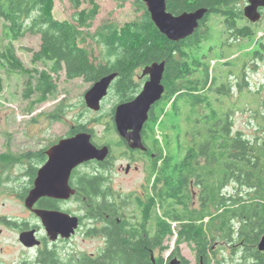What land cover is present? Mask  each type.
Returning a JSON list of instances; mask_svg holds the SVG:
<instances>
[{
	"label": "trees",
	"instance_id": "16d2710c",
	"mask_svg": "<svg viewBox=\"0 0 264 264\" xmlns=\"http://www.w3.org/2000/svg\"><path fill=\"white\" fill-rule=\"evenodd\" d=\"M69 1L77 10L73 21L54 16L55 0H0V39L8 40L6 45L0 40V62L11 70L28 72L14 41L31 32L41 35L42 41L33 61L52 63L51 71H39L35 81L30 74L25 97L54 93L58 86L52 73L59 76L65 72L68 79L84 78L92 84L117 73L113 91L120 101H129L141 90L137 70L165 61L162 109H168L166 116L177 132L178 150L173 159L163 145L165 160L151 173V187L144 199L121 196L123 206L138 205L136 224L123 220L121 226L108 227L105 245L97 254L63 257L57 250H47L41 264H169L163 255L169 248L165 242L174 236L177 254H181V242H187L197 250L199 264H264V251L258 248L264 234V99L261 90L257 95L246 90L245 76L250 62L264 60V35L259 36L261 23L249 22L244 15L247 0H167L168 10L174 14L208 9L199 28L179 41L168 39L158 29L145 6L139 19L122 26L107 23L92 34L100 6L95 0ZM87 1L92 6L81 9ZM211 25L224 26L230 45L250 41L252 59H245L239 73H216L213 59H205L203 38ZM91 39L101 45L100 57L89 48ZM226 63L236 66L232 60ZM2 87L0 75V90ZM252 96L256 107L249 110L259 130L254 134L237 129L234 121L238 111L248 110L244 101ZM156 104L150 110L152 125L158 121ZM76 126L72 133L88 130L85 124ZM101 179L92 174L81 177L84 194L80 198L98 202L103 210L113 204L105 202L114 194ZM27 193L28 189L24 196ZM39 204L49 209L60 207L52 198H42ZM217 244L221 246L217 250H224L221 258L214 250ZM182 264L191 263L183 257Z\"/></svg>",
	"mask_w": 264,
	"mask_h": 264
},
{
	"label": "rangeland",
	"instance_id": "374dc122",
	"mask_svg": "<svg viewBox=\"0 0 264 264\" xmlns=\"http://www.w3.org/2000/svg\"><path fill=\"white\" fill-rule=\"evenodd\" d=\"M95 1L100 6V11L93 27L90 29L92 34H96L107 23L122 26L125 23L137 20L143 15L141 8L146 7L145 3L141 5L137 0ZM91 6V3L87 1L83 3L81 9L90 8ZM76 11L69 0H55L54 2L53 14L61 21H73ZM258 22L261 23L259 36H263L264 17ZM212 25L209 33L203 38L204 54L207 55L205 59H213L211 64L212 66L216 65V73H228L230 70H233L236 74L239 73L244 67L245 59H252L249 54L250 48H248L250 41H234L233 45H230L227 41L228 37L224 31V26L216 27ZM2 29L3 25L0 20V37H3ZM0 40L2 41V39ZM2 42L4 45L8 44V40ZM41 42V35L31 32L25 37L14 41L17 55L24 66L29 69L28 72L11 70L6 64L0 62V75L3 77V87L0 90V264L34 263V253L22 245L19 233L20 228L36 227L41 223L39 217L26 207L25 198L27 195L24 196L31 180L29 173L31 171L26 169L25 165L31 163L30 161H32V164L37 162L34 153L39 149L46 148L58 139L68 136L78 124H85L88 129L92 130L95 135L94 139L97 142L110 140L116 135L114 131L109 130L108 123L115 116V113L112 115V109L117 103L118 95L115 92H110V96L105 100L101 109L98 111L92 110L87 106L84 98L92 83L86 82L84 78L68 79L65 72H62L59 76L52 73L58 86L54 93H50L46 97L40 93L25 97L30 74H34L35 81L39 71H51V61H33L34 53L40 49ZM88 44L94 55L100 57L101 45L97 44L94 39L89 40ZM215 59H218V64ZM96 60L99 62L101 59ZM230 60L234 61L236 66L226 65V62ZM245 71L246 90L248 88L252 89L257 95L259 89L262 91L260 97L264 99V60L258 63L250 62ZM136 79L140 84L142 83L138 76H136ZM235 79L236 77H234V82ZM241 94L244 95V92ZM254 96L247 98L246 101L243 100L244 105L248 106L244 108L248 110L238 111L234 119L237 129L251 134L259 131L256 127L257 123L253 120L252 110H249L256 107ZM164 103L162 99L156 104L155 112L158 115V121L154 122L153 125L150 122V125H152L150 130L153 136L155 135L157 139L163 142L164 148L175 159L178 150L177 132L166 116V110L168 109L166 108L165 111L162 109ZM28 153H30L31 159H29L30 157L27 158ZM119 164L120 161L117 163L115 170L107 174L112 181L113 190L124 196H143L145 191L141 184L146 178L144 172H132L128 175L124 171L120 172L118 170ZM93 168V166H90L85 168L84 171L94 170ZM61 209L72 215L84 213L83 204L79 198L61 202L59 210ZM135 211L137 210L134 205L126 209V213L132 221H134L133 212ZM8 221L17 224H9ZM91 222L90 220L86 221V223ZM84 230L71 241L63 242L58 246L59 253L63 257L85 252L98 253L104 247L103 239L84 234ZM43 233L46 234L44 227ZM165 245H169V248L163 254L164 258L168 260L172 249L177 247L176 236L166 241ZM220 247V245L217 246L219 250ZM219 250H217V256L221 258L224 250ZM180 252L191 264H196V251L193 245L181 242ZM156 254H159V251H156ZM225 254L229 255L230 253L225 251Z\"/></svg>",
	"mask_w": 264,
	"mask_h": 264
},
{
	"label": "water",
	"instance_id": "95a60500",
	"mask_svg": "<svg viewBox=\"0 0 264 264\" xmlns=\"http://www.w3.org/2000/svg\"><path fill=\"white\" fill-rule=\"evenodd\" d=\"M146 4L151 18L158 29L170 40L179 41L192 35L200 26V21L207 14V8L184 11L174 14L168 10L167 0H140ZM264 10V0H247L244 7L245 17L256 23L261 20ZM166 62H153L143 69V75H148L143 89L136 97L128 102L119 104L115 110L116 127L120 135L133 146L141 144V131L149 119L151 108L164 95L163 77ZM117 73H110L94 82L84 95L87 106L95 111L101 109L102 100L108 95L112 82ZM49 159L39 170L34 187L25 198L28 209L41 217L49 238L56 241L59 236L70 238L79 227L80 219L58 209L38 208L36 204L43 197L59 200H69L75 190L70 186L73 170L84 162L91 160L103 161L110 154L108 145L97 146L89 131H80L75 135L63 138L48 150ZM20 241L26 247H34L41 243L36 230L20 233ZM258 248L264 251V234L260 238Z\"/></svg>",
	"mask_w": 264,
	"mask_h": 264
},
{
	"label": "flooded vegetation",
	"instance_id": "af4514ba",
	"mask_svg": "<svg viewBox=\"0 0 264 264\" xmlns=\"http://www.w3.org/2000/svg\"><path fill=\"white\" fill-rule=\"evenodd\" d=\"M143 69L144 67L139 68L137 72L135 73V77L138 76L139 80L142 82L140 84L141 90L143 89L145 82L149 79L148 75H143ZM139 70H141V72H139ZM110 92H114L112 84L109 88L108 95L102 100L101 107L103 106L108 96H110L111 94ZM125 102H128V101H125ZM121 103H124V102L118 99L117 103H115V110H116V107ZM150 118H151V112H150L149 119L147 120V122L145 123L141 131L142 140H141L140 146L138 147L133 146L132 144L133 141H129L128 139L120 135L116 127L115 116L113 120L110 121V123H108L109 130L114 131L116 134L115 137L110 140H104V141L97 142L94 139L95 135L93 134V131H90V129L83 130V131H89L92 133L93 142L97 146L101 147L104 145H108L110 147V154L103 161L91 160L88 162H84L80 164L78 167H76L73 170L70 181H69L70 186L75 190V194L69 200L56 199L61 203V202H68L72 199L79 198L80 202L83 204L84 213H80L78 215L74 214L75 216L79 217L80 223H79L78 229L76 230V233L72 237L63 238L59 236V238L56 241H52L48 236L46 227L41 217H39L38 215L37 216L39 217L40 222H41L39 225H37L36 227L28 226L27 228H24V227L20 228L21 230L19 231V233H22L27 230L35 229L36 234L41 241L39 245H36L34 247H27L28 250L34 253L35 258H34L33 264H41L44 251L57 250L59 252L60 249L58 248V246L61 243L71 241L83 229H85L83 232L84 234H88L89 236L93 238L99 237L103 239L104 245H105L106 234H107L106 232H107L108 227H110L113 224L115 226H118V225L121 226L123 220H126V221L129 220L130 222L132 221L131 217L126 213V209H128L131 205H134L135 209L137 210L133 212V215H134L133 220L135 221V224L138 222V216L140 214L139 213L140 209L138 205L136 203H130L129 205L123 206L122 201H121V196L123 195L113 190V186L111 184L112 181L109 179V175L107 174L110 173V171L112 172L115 170V167L119 161H120V164H119L118 170L120 172L124 171L128 175L131 174L132 172H144L146 178H145V181L142 182L141 187L144 188L145 192H144V195L141 196V198L144 199L146 197V192L149 191L151 187V184L149 182L151 173L154 171V168L156 165H157L156 167L159 168V166L165 160V157L162 156V151H161L163 149V142L161 141L157 142L156 136H153L150 130V126H152L150 125V122H151ZM74 130H75V127L71 130L68 136L62 137L58 139L57 141H55L54 143H52L51 145L47 146L46 148L39 149L37 152H35L34 155L35 157H37L35 158V160L37 161L35 164H32V161L28 160L31 163H26L27 165L25 166H26V169L31 171L29 172L31 176L30 184L28 185L30 188V189L28 188L29 191L35 185V179L38 175L39 170L46 164V162L49 159L48 150L52 148L55 144L59 143L61 139L71 137L75 135L76 133L80 132L78 131V132L72 133ZM26 156L27 158L30 157L29 159L32 158L30 156V153H28ZM90 166H93L94 170L89 169V170L84 171L85 168H89ZM90 174L94 176H102L101 180H103V184H104L103 186L106 188H109L114 194L111 196V198L113 199H110L108 202H105L106 204H108L110 201L113 202L111 206H108V209L101 210L99 208L100 206L97 205L99 204L98 202L91 201L87 197L80 198L81 195L84 194V191L82 190L83 186L81 183V177H84ZM34 175L35 177L33 179L32 177ZM43 198H49V197H43ZM39 201L36 204V207L43 208L40 206ZM45 209H49V208H45ZM57 209L59 210L60 207ZM87 220H90L92 222L86 223ZM43 227L47 235L46 234L44 235ZM218 245L219 244L215 245L214 250H217L216 248ZM195 251H196V264H199L197 250ZM174 252H176V248L172 249L170 256L168 258V263L169 264H182L183 256L181 254L180 255L177 254V252L175 254ZM89 254L94 255L97 253H89Z\"/></svg>",
	"mask_w": 264,
	"mask_h": 264
}]
</instances>
